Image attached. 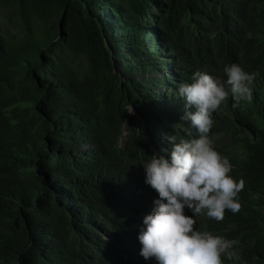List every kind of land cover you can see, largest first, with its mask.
Here are the masks:
<instances>
[{
	"label": "trees",
	"instance_id": "obj_1",
	"mask_svg": "<svg viewBox=\"0 0 264 264\" xmlns=\"http://www.w3.org/2000/svg\"><path fill=\"white\" fill-rule=\"evenodd\" d=\"M232 64L253 99L229 96L210 136L242 208L195 228L239 242L224 264H264V0H0V264H157L143 163L198 138L179 86Z\"/></svg>",
	"mask_w": 264,
	"mask_h": 264
},
{
	"label": "clouds",
	"instance_id": "obj_2",
	"mask_svg": "<svg viewBox=\"0 0 264 264\" xmlns=\"http://www.w3.org/2000/svg\"><path fill=\"white\" fill-rule=\"evenodd\" d=\"M223 71L225 80L196 71L191 83L179 86V96L195 108L181 120L197 131L198 138L177 142L175 135H169L170 159L152 156L150 162L143 163L145 183L159 197L153 201L152 212L143 218L145 227L138 236L145 260L154 258L157 264H224L225 257L241 260L237 240L199 231L194 219L206 215L222 222L226 211L236 214L242 208L239 193L245 181L230 175L232 165L215 149L210 133L213 113L229 96L234 108L252 102L256 73L249 74L238 64L225 66ZM186 209L192 215H187Z\"/></svg>",
	"mask_w": 264,
	"mask_h": 264
},
{
	"label": "rangeland",
	"instance_id": "obj_3",
	"mask_svg": "<svg viewBox=\"0 0 264 264\" xmlns=\"http://www.w3.org/2000/svg\"><path fill=\"white\" fill-rule=\"evenodd\" d=\"M129 76L132 77L133 79L139 78V77H141V78L143 77L142 75H137V76L134 75V76H132L131 74H129ZM130 114H131V116H135V110L133 108H132V111L130 112ZM138 122L141 125L143 124V122H142L140 117H138ZM126 132H127V130H126V127L124 126V135L126 134Z\"/></svg>",
	"mask_w": 264,
	"mask_h": 264
}]
</instances>
